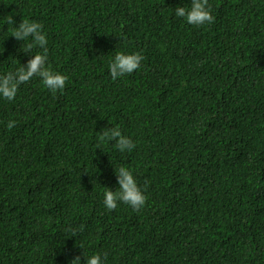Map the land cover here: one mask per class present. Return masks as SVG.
<instances>
[{
    "label": "trees",
    "instance_id": "obj_1",
    "mask_svg": "<svg viewBox=\"0 0 264 264\" xmlns=\"http://www.w3.org/2000/svg\"><path fill=\"white\" fill-rule=\"evenodd\" d=\"M188 3L0 0V76L42 52L11 36L28 19L68 77L0 97V264H264V0H208L201 26L174 15ZM117 51L144 59L113 80ZM112 126L131 152L100 139ZM120 165L138 210L103 205Z\"/></svg>",
    "mask_w": 264,
    "mask_h": 264
},
{
    "label": "clouds",
    "instance_id": "obj_2",
    "mask_svg": "<svg viewBox=\"0 0 264 264\" xmlns=\"http://www.w3.org/2000/svg\"><path fill=\"white\" fill-rule=\"evenodd\" d=\"M174 15L182 18L186 23L195 26L211 24L214 20L208 0H190L187 6L179 4L174 8ZM11 36L22 43L27 41L29 50L35 45L42 52L32 54L27 63L14 72L0 76V97L13 100L19 86L30 80L33 76H39L43 85L52 92L63 89L68 77L46 67L47 57L44 53L47 51V37L43 31L42 24L22 19L18 26H14ZM22 50L27 52L24 49ZM143 59V55L139 52L117 51L108 65L112 79L115 80L139 69ZM14 123V121L9 120L7 127H14ZM100 139L114 142V147L120 152H131L135 148L133 139L122 133L118 126H112L101 131ZM114 174L117 186L115 190L105 186L103 192L104 207L112 210L117 207L118 203H124L134 210L142 208L147 198L138 185L132 170L124 165H120L114 168ZM75 234L76 232L73 230V236ZM70 264H82L80 256L74 257L70 261ZM83 264H105V256L101 253H93L87 257L84 256Z\"/></svg>",
    "mask_w": 264,
    "mask_h": 264
}]
</instances>
